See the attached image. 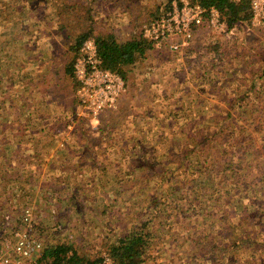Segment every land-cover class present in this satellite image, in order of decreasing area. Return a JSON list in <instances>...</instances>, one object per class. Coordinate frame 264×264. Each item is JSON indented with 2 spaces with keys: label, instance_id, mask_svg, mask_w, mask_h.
I'll return each instance as SVG.
<instances>
[{
  "label": "rangeland",
  "instance_id": "374dc122",
  "mask_svg": "<svg viewBox=\"0 0 264 264\" xmlns=\"http://www.w3.org/2000/svg\"><path fill=\"white\" fill-rule=\"evenodd\" d=\"M70 1L90 3L95 32H112L120 41L142 34L169 5V0ZM59 2L50 1L44 11L31 3L16 5L17 12L0 23V138L6 136L14 150L0 156L6 177L0 178V244L13 247L26 234L41 238L46 247L74 243L81 264H88L110 255L111 232L142 226L157 231L149 238L146 264H221L232 253L225 256L216 247L234 242L241 216H250L253 235H264V143L255 114L233 112L234 120L225 122L227 128L243 129L235 134L242 140L251 135L257 141V155L241 165L236 181L230 176L207 183L198 198L192 185L200 176L196 151L207 147L208 156L215 157L218 139L203 146L196 142L221 127L216 120L226 116L240 85L234 74L236 48L223 46L226 51L221 41L236 33L250 40L263 28L247 23L234 34L210 28L201 37L214 44L211 54L206 42L200 51L185 50L167 63L149 56L126 80L118 73L125 90L116 108L90 115L80 105L76 74L74 90L76 80L65 72L76 55L75 38L89 21L77 13L82 7L73 10L62 5L66 0ZM79 54L80 49L76 60ZM200 56L207 60L195 66L191 60ZM255 81L264 85V76ZM247 99L261 102L256 92ZM238 140L219 148L236 152L244 144ZM94 185L102 188L96 191ZM223 211L227 214L220 219ZM209 234V242L199 238Z\"/></svg>",
  "mask_w": 264,
  "mask_h": 264
},
{
  "label": "trees",
  "instance_id": "16d2710c",
  "mask_svg": "<svg viewBox=\"0 0 264 264\" xmlns=\"http://www.w3.org/2000/svg\"><path fill=\"white\" fill-rule=\"evenodd\" d=\"M50 1L57 6L61 5L59 0H0V23L7 22L8 19L11 18V15L17 12L16 5L26 6V3H31L34 4L36 8L38 6L42 9V11H44V6H46ZM171 1L172 0H169V3ZM198 2L206 10L211 7L217 8L228 29L235 27L240 29L242 25H247V23L250 24L252 0H198ZM62 5L73 10H77L79 7H82L83 11H77V13H79V16L82 17L83 20L89 21L87 24V30L77 35L74 45L71 47L72 51L76 55L73 60L65 65L66 75L75 78L74 65L77 53L84 41L89 38H94L97 43L98 53L102 60V67L119 73L125 80L127 79L129 70L139 62L148 59L154 51L155 47L147 38L143 36V33L124 41H120L112 32H95V25L93 24V20H91V10L89 9L90 3L85 2L81 5L75 1L71 2L70 0H66V4ZM238 34L236 33V37L228 39L225 43H221V48H224L226 51L229 49H225L223 46L236 48V51H234L236 56L233 57L236 59V70H234V74L236 82H239L240 85L238 86L236 83V98L231 99L227 105V108L225 109L227 113L226 116L221 117V120H216L221 124V127L209 135V137L202 138L199 142H196L197 144L203 146L205 141L209 145L218 139L214 149L215 157L208 156L210 155V152L207 147L196 151L199 155V159H201L197 160L200 165V176L192 181L194 188L198 187L193 194L196 198L200 196L202 186H206L207 183L213 182L214 184H220V182H217L216 180L222 179V177L226 180L230 176L235 178L233 180L236 181V176L239 175L238 172L241 169V165L247 163V160L252 159L250 157L256 156L258 153V149L255 148L257 141L255 142V139L251 135H248L242 140L240 135H235L237 132H243L241 127L234 130L230 126H228V128L225 126L226 120H234L231 118L233 116V112L243 115L247 111H250L253 115L255 114L256 124L260 126L262 130V137L260 140L261 143H264V85L261 83L258 84L255 81L258 77L264 76V47L260 46L263 44L260 41L257 42L256 47H251L248 43L247 37L241 39V37H239L241 35ZM193 47V45H190L183 49L188 52L192 51L194 49ZM183 49L177 51L169 50V52L181 55L184 51ZM215 49L214 44L207 42L206 54H211ZM217 51L219 59L222 54L221 51L219 52V49ZM226 51H223L222 53L225 54ZM199 55H201V53H199ZM166 56H168L165 58L167 63L175 55ZM212 59H214V57ZM204 60H207V57L200 56L197 60L194 59L191 60V62L195 63L196 66L199 64L202 65ZM204 63H206V61ZM215 66L216 64H213V67ZM74 80H76V78ZM5 81L8 82V79H5ZM76 84L78 86H76L74 90H77L79 87L77 80ZM250 92H256L258 97L261 98V102L256 103L252 99L248 100L247 98ZM2 122L3 125L7 126L6 119ZM68 122L69 118L67 117V119H65V125L68 124ZM195 126L196 128L194 129V132L197 136H200L199 134L202 131L197 133V123ZM233 130L234 132L232 134ZM236 138L239 139L237 142L244 143L240 149L236 151L244 157L241 158V160H239V155L236 154L235 151H230V148L224 150L219 148V146L224 143L236 142ZM0 144L2 147L0 150V156L3 155L4 152H7L10 155L14 152V150H10L11 145L10 142L7 141L6 136L0 138ZM226 169L228 173L223 175V172ZM0 178H6L5 175H3V172H0ZM255 181V179L250 180L247 185H252ZM10 183L13 185L12 188H14L15 183L13 179ZM100 188L102 187L99 185L93 186V189L96 191ZM233 198L235 197L231 196L228 199L233 200ZM78 203L83 204V202L81 203L80 201H78ZM58 207H61V205ZM226 214L227 213L223 211L219 218L221 219L225 217ZM249 219L250 216H248V214H244L238 219L239 223L236 226V231L233 233L234 242L229 247L223 244H221V247L220 245H217L216 248L222 249L225 256L228 252L232 253V255L221 264H251L252 260H257L258 262L264 264V235H253V229L248 228ZM156 232V230L154 233L145 231V228H142V226L133 227L127 231L122 228L119 232L110 233L111 235L109 237H112L113 239L109 238L108 242L106 241V248L118 264H146L149 258L148 241L151 235H156ZM201 237H207L206 242L210 241V234L200 236L199 238ZM44 257L47 258L49 264H81L83 262V259L74 243H59L56 245H50L45 249ZM100 259L101 258L88 261V264H96L100 261Z\"/></svg>",
  "mask_w": 264,
  "mask_h": 264
},
{
  "label": "built area",
  "instance_id": "2783aa9c",
  "mask_svg": "<svg viewBox=\"0 0 264 264\" xmlns=\"http://www.w3.org/2000/svg\"><path fill=\"white\" fill-rule=\"evenodd\" d=\"M204 24L229 34L236 31L235 28L228 29L215 7L206 10L198 0H172L144 27L143 36L156 49L177 51L193 44L197 30ZM250 26H264V0H252ZM74 70L81 83L80 105L90 115L116 108L118 97L125 90V81L118 73L102 67L94 39L89 38L82 44ZM46 248L41 238L26 234L13 247L8 242L0 244V264H49L44 257ZM96 264L117 262L105 254Z\"/></svg>",
  "mask_w": 264,
  "mask_h": 264
},
{
  "label": "crops",
  "instance_id": "0c3cea01",
  "mask_svg": "<svg viewBox=\"0 0 264 264\" xmlns=\"http://www.w3.org/2000/svg\"><path fill=\"white\" fill-rule=\"evenodd\" d=\"M162 13V12H161ZM160 13V14H161ZM158 16V15H157ZM257 28H263V30L261 31H258L253 37H249L250 40L248 39V43L250 44L251 47H256V44L257 42H262L263 44L260 45L261 47H264V26H259ZM256 28V29H257ZM210 27H208L207 24H204L202 27H200L198 30H197V33L195 35V40L193 42V50L191 52H197L199 51L200 49H203V46L205 45L206 42H211L210 39L206 38L205 40L202 41V39L208 34L210 33ZM258 33H260V35H258ZM201 34L204 35V37H201ZM220 36V35H219ZM94 39V38H92ZM95 40V39H94ZM221 43H225V39H222ZM184 50V49H183ZM168 51V52H167ZM185 51V50H184ZM183 51V52H184ZM162 53V54H161ZM166 55H175L173 56V58L175 57H178L180 56V54H175V53H170L168 49H163V50H159V49H156L154 48V51L151 53V56L152 58H158V60L161 62L163 59L167 58L168 56ZM195 56V55H193Z\"/></svg>",
  "mask_w": 264,
  "mask_h": 264
}]
</instances>
